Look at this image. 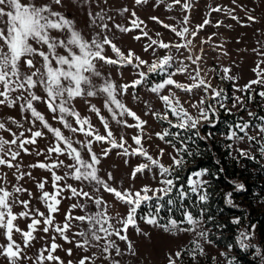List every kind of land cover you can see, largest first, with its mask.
Wrapping results in <instances>:
<instances>
[{
	"label": "rangeland",
	"instance_id": "obj_1",
	"mask_svg": "<svg viewBox=\"0 0 264 264\" xmlns=\"http://www.w3.org/2000/svg\"><path fill=\"white\" fill-rule=\"evenodd\" d=\"M20 2L24 5H50L52 11L70 20L72 29L85 40L91 42L96 39L102 42L108 39L125 57L129 51L134 55L132 63L128 64L112 50L111 44L103 45L102 54L117 63L94 59L93 63L100 75L83 73L90 77L91 86L82 84L84 93L73 97L65 105L77 113L81 121L87 120L83 125L77 123L76 115L67 113L63 114L62 121L59 108L53 112L47 106L50 100L43 86H25L24 89L10 92L7 97L0 96V100L5 101L0 103V122L4 124L0 128V138L9 142L4 145V151L0 152V158L6 161L0 164V188L11 194L8 204L11 215L15 217L11 241L5 234L7 230L0 228V246L6 248L13 241L19 245V258L13 262L6 255L0 254V264H80L84 258H87L85 264H170V261H174V264H264V152L261 151L264 148V96L260 95L264 92V0H179V3L177 0H141L140 3L137 0H61L59 4L54 0ZM185 4L189 7H184ZM250 16L254 19L249 20ZM3 20L6 22L7 17H3ZM132 21H136L139 27H133ZM205 21L208 23L205 24ZM0 27H4V24H0ZM122 28L130 31H122ZM185 28L187 32H183ZM178 32H183V35H177ZM49 34L60 39H66L68 35L67 30L63 33L50 30ZM137 36L140 38L136 39ZM152 41L157 43L153 44ZM30 43L34 47H41L34 41ZM160 43H167L169 48L159 47ZM177 44L182 46L179 50L174 47ZM42 50L47 51V47L44 46ZM73 50L79 54L78 48ZM56 51L59 55H68L64 48ZM166 55H171L173 60L165 71H148L153 62ZM137 56L147 63L136 67L139 64ZM39 59L36 57V60ZM52 63L53 67H59L54 60ZM20 67L24 72L32 71L25 66L23 58ZM179 68L185 71L180 72ZM224 69H229V72L225 73ZM140 72L146 73L143 81L123 91V85L140 79ZM197 72L199 76L193 81L191 77L196 76ZM169 74L185 87L201 79L205 84L191 91H185L174 84L166 85L159 93L152 92L151 89L162 83ZM251 81L262 82L245 88ZM106 82L116 86V99L134 112L139 120L127 112L122 114V109L116 108L114 104L105 106L107 94L99 89ZM62 83L67 84V81L62 80ZM89 90L95 94L87 95ZM0 91H4L2 86ZM214 92L220 95L214 96ZM32 93L41 99L33 100ZM21 96L23 99L19 98ZM161 96H168L173 107H182L193 119L200 120L197 129L212 143L219 163L217 168L203 165L187 172L188 166L196 161L187 162L177 149L186 147L189 152H195L197 146L182 140L180 147L167 136L160 138L165 130L176 136L180 129L173 126L179 122L178 118L172 114L170 107L165 106ZM202 99L205 101L202 107L211 109L208 121L201 119ZM8 100L13 103H7ZM29 101L44 117V121L32 116L31 110L27 108ZM59 103L58 98L54 106ZM93 106L99 110V115L92 111ZM109 107L112 111H109ZM101 117L104 119L101 120ZM65 121L77 131L66 128ZM141 121L144 123L141 124ZM45 122L71 139L73 147L89 163L92 162L91 153L86 145L90 143L92 152L99 159V163L94 165L96 174L104 182L118 190L128 189L133 193L141 191L144 186L153 190L148 195L154 198L142 202L137 209L135 224L125 230L118 223L126 218L129 206L118 201L102 184L74 178V169L68 165L75 164V161L68 155L66 144L45 127ZM138 124L140 127L135 126ZM243 124L248 127L241 131L238 126ZM81 126L84 131L79 130ZM37 131L42 133L40 137L33 136ZM108 131L112 132L111 138L103 141L95 139L96 135L107 137ZM134 136L141 138L140 145L135 143ZM33 139L34 143L26 142ZM13 140L16 143H11ZM109 140L122 143L123 148L113 147ZM56 146L62 152L49 151ZM141 148L147 156L133 154ZM161 149L163 155H160ZM105 150H110L107 155H104ZM242 152L248 155H242ZM12 153L18 155L13 157ZM149 156L165 167H170V175L161 177L159 168L151 164ZM173 156L176 159L182 157L183 164L177 166L171 158ZM40 164L49 167L42 168ZM140 165L150 167L135 173ZM197 172H203V175L195 176ZM184 173H187V190L180 183L185 177ZM53 174L62 179L53 181ZM109 174L115 179L110 180ZM165 178L173 181L169 197L157 191L165 188L161 183ZM190 179L194 184L202 182L195 192L192 191L193 185L188 183ZM39 183L44 184L42 190L38 187ZM73 188L77 195L72 194ZM44 191L50 196L55 195L56 201H59L55 205V212H49L45 201L39 199ZM83 192L89 195L84 196ZM187 193L191 204L197 209L196 213L185 205L183 199ZM201 195L205 196L204 200L200 199ZM156 196L167 197V203L163 204V198L158 200ZM96 200H100V204H96ZM21 201H27V207ZM48 202L54 203L52 200ZM176 203L180 213H184L182 219L168 215L170 207ZM155 204L168 207L163 212L164 222L159 220L157 214L151 213L150 209ZM3 211L6 222L9 218L8 210ZM21 213L27 215L22 216ZM39 213H44L52 223H43L44 217ZM186 213L198 221L194 230L185 231L192 227L186 221ZM88 217L94 219L89 220ZM150 217H155L157 223H148ZM33 218L41 223L29 228ZM171 220L178 222V229L166 231L165 226ZM101 226L107 228L111 235L99 231ZM45 227L48 228L47 232L43 230ZM57 227L64 229L63 234L56 231ZM114 229H120V235ZM94 231L101 237L100 240L93 238ZM24 232L31 233L32 238L27 243ZM120 236L126 239L122 240ZM53 244L57 246L55 250L52 249ZM13 250L17 249L14 247ZM177 252L179 256H176ZM49 254L59 259L48 260Z\"/></svg>",
	"mask_w": 264,
	"mask_h": 264
},
{
	"label": "snow or ice",
	"instance_id": "obj_2",
	"mask_svg": "<svg viewBox=\"0 0 264 264\" xmlns=\"http://www.w3.org/2000/svg\"><path fill=\"white\" fill-rule=\"evenodd\" d=\"M55 3L59 4L61 0H54ZM141 0H137V3H140ZM177 3H179V0H177ZM171 7V5H169ZM184 7H189V5L185 4ZM7 8V10H6ZM218 10V9H217ZM135 15V13H133ZM3 17H7V21L5 22L3 20ZM55 18V19H54ZM235 19V17H233ZM152 19H156L153 17ZM249 20H253L254 17H248ZM205 24L208 23V21L204 22ZM0 24H4V27H0V86L3 87L4 91H0V96L7 97L10 92L17 91L19 89H24L25 86L28 88L37 87V86H43L44 90L47 93V96L50 100L48 103V107L52 109L53 112L56 111V108H59L61 115V120H64L65 113L69 115H76L78 117V114L74 111L67 108L65 105L68 103L69 100H71L75 96H80L84 93V89L82 88V84L90 85L92 84L91 79L89 76L84 75L83 73L88 72L92 75L99 76L100 73L96 70L95 65L93 63V60L98 58L100 60H103L105 63L110 64H116L117 61L108 58L106 55L102 54L103 51V45L104 44H111L112 50L117 53L118 56L121 57L122 60H126L128 64L132 63V56L134 55L131 51H129L128 55L125 57L123 53H121L120 49L117 48L115 44H112L110 40L104 39L102 42H97L96 39H93L91 42L85 40L82 35L72 29V22L68 19H66L61 13L54 12L51 10L50 5H43V6H36L35 4H28L24 5L20 2V0H0ZM133 27H139V25L136 23V21H132ZM119 27V26H118ZM165 27H168L165 25ZM50 30H57L59 32H65L67 30V37L66 39H60L57 37H53L49 34ZM122 31H130V29L122 28ZM172 31H176L175 29H172ZM188 29L185 28L183 32H187ZM183 32H178L177 35H183ZM6 33V34H5ZM144 35H147V33H144ZM136 39H139L140 37H135ZM30 41H34L35 44L40 45V48L34 47L33 43H30ZM153 44H156V41H152ZM47 47V51L42 50L43 47ZM159 47L161 48H169V45L167 43H160ZM174 47L179 50L181 45L177 44L174 45ZM58 48H64L66 49L68 55H59L57 53ZM78 48L79 54L75 52L73 49ZM5 49H7L5 51ZM36 57H39V60H36ZM24 60V64L27 68L32 69L31 73L24 72L21 70L20 63L21 60ZM191 59V57H189ZM55 61L59 67H53L52 61ZM136 60L139 61V64L136 65V67H139L141 64L147 63L140 57H136ZM173 60V57L171 55H166L163 58L158 59V61L153 62L148 71L149 72H155L160 71L163 72L166 70V67L171 63ZM65 66H67L65 68ZM178 71L183 72L185 71L184 68H179ZM225 73L229 72V69H224ZM140 79L133 80L131 84H125L122 86L123 91H127L129 87H135L136 85L140 84L144 77L146 76V73L140 72L139 73ZM199 76V73L197 72L196 76H192L191 79L193 81H196ZM231 79V77H228ZM62 80L67 81V84L62 83ZM262 81H251L249 85H245V88H250L251 84L261 83ZM176 85L178 88H182L185 91H191L192 88H198L205 84L204 80H199L198 83H194L189 87H185L182 84H178L175 80L172 79L171 74H169L168 78L164 79L162 83L157 84L155 87L151 89L154 93H159L162 88H164L166 85ZM210 87V85L208 86ZM100 91H103L107 94L108 100L105 103V106L108 107L109 103L114 104L116 108L122 109L123 112H127L128 115L133 116L136 120H139V117L136 116L134 112L131 110H128L124 107V105L116 99L115 90L116 86L112 84L111 82H106L105 86L99 89ZM207 91V88L204 89ZM65 94L67 95V98L65 97ZM94 91H87V95L91 96L94 95ZM219 92H214V96H219ZM261 96H264V92L260 93ZM20 99H23V97H19ZM59 98L60 103L58 105L54 106V102ZM164 102L166 107H170L172 110V114L175 115L178 118V123L173 125L174 127L180 128V129H196L198 127V124L200 123V120L193 119L190 115H188L187 111L180 107L177 109V107H173L172 103L168 96H161L160 97ZM32 99L33 100H39L41 97L37 96L35 93H32ZM239 100V98H237ZM0 103H5L4 100H0ZM7 103L12 104L13 101L8 100ZM178 103V102H177ZM205 103V101L202 99L200 101V111H201V119L208 121L209 120V109H205L202 107V105ZM193 107H197V105H193ZM27 108L31 110L32 116L36 117L40 121H44V117L32 106L31 101L28 102ZM92 111L96 112L99 115V110L96 109L94 106L92 108ZM109 111H112V109L109 107ZM251 115V113H250ZM165 119L167 117H164ZM104 118L101 117V120ZM15 123V121H13ZM77 123L83 125L84 123H87V120L81 121L78 117ZM144 122L141 121V124ZM169 124H172V121H169ZM64 126L66 128H69L71 131L75 132L77 131L76 128H73L71 124L67 123L65 121ZM105 128L108 127L107 123H105ZM133 125H129V127H132ZM136 127H140V125H135ZM4 124L0 122V128H3ZM45 127L49 129L50 132L54 134V136L58 139L64 142L67 146V153L68 155L75 161V164L68 165L69 168L74 169V178L77 180H91L95 181L98 184H102L104 189L112 194H114V197L118 201L124 202L126 205L129 206V211L126 215V218L119 220L118 223L123 225V228L126 230L129 225L135 224V213L137 209L140 207L142 202L152 200L154 197L148 195V192L153 191L148 186H144V188L141 191H136L133 193L132 191L128 189L118 190L116 187H113L109 185L108 183L104 182L100 179V177L96 174L97 169L94 167L95 164L99 163V159L96 155V153L92 152L90 143L86 145L88 148L89 153H91V163H89L87 160L83 159L81 157L80 152L73 147V143L71 139L64 137L59 129L52 128L45 122ZM89 127H91L89 125ZM240 127V130L243 131L248 127L247 124H243L238 126ZM80 131H84L83 126L79 129ZM91 134V133H86ZM199 134L198 132L196 133ZM42 135L41 132L37 131L33 133L34 137H40ZM160 135V134H157ZM172 135V133L168 132V130H165L164 135L160 136L161 139H164L165 136ZM177 139H180L179 133L175 134ZM236 133L233 132V136H235ZM112 137V132L108 131L107 137L96 135L95 139L97 141H103L105 139H109ZM239 138V137H237ZM121 139H123L121 137ZM135 143L137 145L141 144V138L139 136L133 137ZM250 139H254L253 137H250ZM27 143H34L33 140L26 141ZM109 142L112 144L115 148H123V144H117L115 140H109ZM9 143L8 141L4 140L3 138H0V152L4 151V145ZM11 143H16L15 140L11 141ZM167 143H172L171 141H167ZM23 146V143L21 144V147ZM174 147V145H173ZM27 151V149H25ZM49 151H55L57 153L62 152V149L59 146H56L54 148L49 149ZM108 151L105 150L104 155L108 154ZM178 152L183 153L187 151V148H180L177 149ZM262 152H264V148L261 149ZM139 153L140 155L147 156L148 154L144 152L141 149H137L134 151L133 154ZM125 154H127V151L125 150ZM191 154V153H189ZM242 155H248L247 153H241ZM13 157L18 155V153H12ZM160 155H163V149L160 150ZM173 162L180 166L183 164V158L176 159V157H171ZM148 159L151 161L152 165H155L159 168V174L161 177H166L170 175L171 168L165 167L163 164L159 163V161L153 159L152 157H148ZM6 161L2 158H0V164H4ZM11 166V165H9ZM58 166V165H57ZM39 167L47 168L49 165L40 164ZM149 165H140L135 169V173L142 172L145 168H149ZM134 173V174H135ZM195 176H201L203 175V172H197L194 173ZM62 177L53 174V181H59ZM109 179L114 180L115 178L109 174ZM161 183L165 185V188L158 189L157 191L163 192L164 195H168L169 192H171L173 187V181L171 179H162ZM189 185H193L192 191H197V188L200 186L202 182H197L194 184V182L190 179L188 181ZM55 186V185H54ZM38 187L42 190L44 188L43 183H39ZM71 187V186H69ZM237 187H242V185H238ZM16 191H20V189H16ZM143 192V195L141 194ZM72 194L77 195L76 189H72ZM84 196H88L89 194L87 192L82 193ZM11 194L7 191H5L3 188H0V228H5L6 235L9 241L12 240L11 232L13 229V220L15 217L11 215V208L8 204V197ZM183 195V193H181ZM156 199H162L161 196H156ZM40 200H44L48 211L49 212H55L57 209L55 205L59 203V201H56L55 195L50 196V194L46 191L43 192V194L39 197ZM201 200L205 199V196H200ZM52 200L54 203H49L48 201ZM171 203V201H169ZM21 203L27 207L28 202L27 201H21ZM96 204H100V200L95 201ZM4 209L8 210V219L5 222V212ZM38 211V210H37ZM22 216H26L27 213H21ZM41 217H44L43 223L45 224H51V219H48L45 217L44 213H39ZM186 221L189 225L192 227L189 229H185V231H191L195 229V226L198 224V221H196L193 216L190 213L185 214ZM77 219H85L84 217H77ZM89 220L94 219L93 217H88ZM97 223H100L99 220L96 221ZM41 223L40 220L33 218L32 223L29 224V228H34L36 224ZM148 223L156 224L157 220L155 217H150L148 219ZM109 227H112L109 225ZM67 228V225H65V229ZM174 229H178V222L176 220H171L168 225L165 226L166 231H172ZM45 232L48 231V228L45 227L43 229ZM19 231V229H17ZM57 232H60L63 234L64 229H61L57 227ZM99 231L104 232L106 235H111V233L108 231L107 228H104L101 226ZM117 235H120V229H114ZM81 235H84V233H81ZM93 238L96 240H100L101 237L96 235L95 231L92 233ZM201 236L204 235L203 232L200 233ZM23 236L25 237V243H27L28 239H31V233L30 232H24ZM120 239L124 240L126 239L125 236H120ZM85 243H88L87 240L84 241ZM15 249L17 250H13ZM57 246L55 244L52 245V249L55 250ZM114 247V245H113ZM199 247V245H197ZM0 254L6 255L7 258L10 261H15L19 258V245H15V242L9 243L6 248L3 246H0ZM105 251H107V248H105ZM118 251V250H117ZM69 254H71V250H69ZM180 253L177 252L176 256H179ZM48 260H58V257H54L51 254L47 257ZM85 259H81L80 264H85ZM170 264H174V261H170Z\"/></svg>",
	"mask_w": 264,
	"mask_h": 264
},
{
	"label": "trees",
	"instance_id": "obj_3",
	"mask_svg": "<svg viewBox=\"0 0 264 264\" xmlns=\"http://www.w3.org/2000/svg\"><path fill=\"white\" fill-rule=\"evenodd\" d=\"M197 132L199 133L198 135L196 134ZM179 133H180V139H177L176 136H173V135L167 136V137L180 147H181L182 140H188L191 143H194L195 146H197V150L195 152H189V150H187L186 152L182 153L183 157L186 159L187 162L196 161L195 164H190L188 166L187 172L190 169L200 168L203 165L204 166L210 165V166H213L215 168L218 167L219 163L216 160L215 152H214V148L212 146V143L210 142V140L208 138H206L203 135V133L201 131H199V129H197V128L191 129V130L179 129ZM184 148H186V147H184ZM189 153H191V154H189ZM196 154H197V157H196ZM186 174L187 173H184L185 177H183L182 180H180V183H182L184 185V187H186L185 190H187V185H188ZM168 197H169V195H168ZM163 200H164L163 204H166L167 203V197H163ZM183 200L185 201V205L188 209H190L193 213L197 212V209L193 206V204H191L189 193H187V195L184 197ZM163 204L160 207L158 206V204L157 205L155 204L150 209L151 213L157 214L159 220L162 222L165 221L163 219V212L168 209V207H165L166 205H163ZM178 206L176 203L173 207H170L171 210H170V213L168 215L173 216L177 219H182L184 216V213L183 212L180 213L179 209H177Z\"/></svg>",
	"mask_w": 264,
	"mask_h": 264
}]
</instances>
